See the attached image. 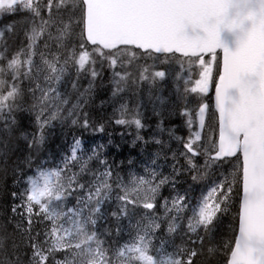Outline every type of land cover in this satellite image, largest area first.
Segmentation results:
<instances>
[{
  "label": "snow or ice",
  "instance_id": "snow-or-ice-1",
  "mask_svg": "<svg viewBox=\"0 0 264 264\" xmlns=\"http://www.w3.org/2000/svg\"><path fill=\"white\" fill-rule=\"evenodd\" d=\"M45 10L47 19L42 15ZM18 11L30 13L31 29L25 33L28 49H33L45 33L60 48L67 46L66 41H74L63 60V65H77V79L71 80L73 90L79 87L80 72L86 65H94L95 57L107 59L111 66H115V53L126 54L131 63L137 55L132 49H138L149 56L153 53H178L190 60L195 58L201 71L194 80V86L185 91L207 94L213 84L217 55L222 53L214 82L215 113L211 117L218 121V139L201 152L194 147L196 141L201 140V133L195 132V139H190L183 147L192 157L205 155V168L228 163L233 157L239 167L233 170L231 180L225 176L214 183L196 205L182 202L183 198L173 201L172 208L178 214L191 212V215L181 243H173L171 251L163 250L164 241L160 248H153L151 233L160 225L150 221L137 232L132 243H126L111 255V249L105 246L96 230L101 206L110 200L112 192L109 181L113 171L107 161L100 159V154L93 150L88 160L96 158L105 168L94 174V180L87 188L79 183L76 173L63 176L64 169H38L35 176L28 177L22 203L11 208L13 216L0 222V264H197L200 257L207 255L211 258L221 252L226 253L224 264H264V0H0V16ZM64 12L68 15L67 22L63 18ZM8 27L11 30V25ZM52 27L56 28L55 36L49 31ZM3 37L4 32L0 31V39ZM87 45L92 46L90 51ZM22 52L23 49L7 64L13 83L6 93L0 89V120H5V111L11 113L18 107L16 102L23 96L19 86L23 75L34 84L28 91L34 96L36 92L40 93L36 97L40 106L39 122L47 102L60 98L58 88L64 82L67 69L63 65L57 67L59 54H54L52 60L41 54L42 64L47 69L43 76L46 85L42 86L40 76L45 67L34 65L32 56L35 52L21 61L19 56ZM205 55L211 59H204ZM0 58H3L2 53ZM24 66H27L26 70L21 73ZM3 71L0 68V72ZM91 75H97L94 69ZM116 75L120 77L116 81L119 86L126 82L129 74L121 76L117 72ZM164 75L162 71L155 73L157 77ZM5 83L0 80V86ZM62 103H67V100ZM78 106L73 105V109ZM208 113L209 105L200 103L197 115L201 129L205 127ZM56 114L52 113L51 119ZM48 122L45 119L41 128ZM116 123L129 121L118 119ZM131 123L137 128L143 127L139 119ZM188 123L191 125L192 120L189 119ZM11 124H15L14 118H11ZM87 125L85 120L84 126ZM4 128L10 130L6 120ZM43 139L41 134L34 143H42ZM79 144L76 141L73 148V161L77 160ZM3 148L6 149L7 145L4 144ZM6 162L7 151L0 149V163ZM189 164L193 169L197 168L191 159ZM87 170L85 161L81 172ZM237 179L242 193L237 213V234L234 239L217 243L216 235L223 216L233 203V181ZM117 187H120L119 183ZM158 187L140 178L131 191L125 189L118 199L135 205L143 192L145 202L142 206L151 210L155 205L148 201L155 199ZM79 191H86V196H77L76 205L65 210L68 198ZM133 195L135 199L130 198ZM12 196L15 198L17 193L13 192ZM122 211L126 213V208ZM16 215L22 219L17 221ZM172 219L175 221L176 217ZM44 221H48L51 227L42 234L35 230V226ZM65 223L71 226L65 227ZM177 228L176 223H170L169 234L175 233ZM17 236L21 237L19 242ZM58 253H62L61 258L57 257Z\"/></svg>",
  "mask_w": 264,
  "mask_h": 264
},
{
  "label": "trees",
  "instance_id": "trees-1",
  "mask_svg": "<svg viewBox=\"0 0 264 264\" xmlns=\"http://www.w3.org/2000/svg\"><path fill=\"white\" fill-rule=\"evenodd\" d=\"M63 18L67 22L68 16H66V12L63 13ZM29 19L30 16L24 12L0 16V31L4 32V37L0 39V53L3 56H10L18 52L22 37L31 28ZM9 25H11V30H9ZM68 42L71 44L74 43L72 41ZM95 60L96 62L92 66L95 69H99V71L96 75L94 85L86 93L83 107L77 114L75 120L77 122L69 126L63 134L54 133L45 145V148L36 151V153L33 152L31 147L27 146L25 140L21 137L23 132H31L26 115H22V111L28 100L27 93L23 91L22 98L17 100L18 107L12 111L15 124H10V130H0V149L7 151V162L0 163V208L2 207L0 210V222L13 216L11 208L16 204L22 203L21 197L24 195L23 187L25 177L30 174H37L38 169L42 170L43 167L53 165L58 169H64L63 176H71L73 173H76L78 174L79 183L84 184L87 188L93 182L94 174H98V171L102 172L105 168L96 158L88 160L92 156L93 150H96L100 154V159L106 160L108 166L111 167L113 171L111 182L116 178L127 177L128 172L126 170L131 167L130 165L133 168L132 172H137L135 166L137 162L134 161L137 156L154 150L160 151V148L157 147L158 144L144 141L146 137L145 127L137 128L131 121H129V124L116 123L119 119L115 111L118 108L116 105L117 102L109 98L108 94L110 92L109 88L112 86L111 84L113 82L116 83L117 80L112 78V71L110 70L107 59H102L97 56ZM87 67L88 65H86V70L88 69ZM113 68L123 69L124 67L113 66ZM130 78H132V75L129 76ZM125 90H127L129 95L127 98L132 102L135 97V101L132 104V108H128L124 114L134 112V108L137 107L136 104L138 105L136 99L142 101L148 95L152 97L154 95L152 94L154 92L152 90L151 93L144 97V93L141 92V89L135 83H131L130 86L128 85ZM139 107L141 111H138L132 116V121L139 119L142 125L151 126L152 123L149 122V112L151 110L145 108V106L139 105ZM147 112L148 115L146 114ZM85 120L88 121L87 127L84 126ZM101 128L102 130H100ZM76 141H79L80 144L76 151L77 160L73 161L71 160V156ZM4 144L7 145L6 149L3 148ZM45 154H48V157ZM196 158L198 159L199 156ZM85 161L87 162L88 170L81 172V165ZM66 163L67 167H65ZM194 163L197 165V170L199 167L201 168V174L203 175L205 172L204 163L202 167L200 166V160ZM164 168L165 172L168 171L166 166ZM181 172L184 173L180 174ZM176 174L175 182L168 181L173 176L171 173L168 176L159 178L157 181L158 183L161 180L165 182L161 183V188L157 191L158 196L152 202L155 205L154 209L149 210L138 204H128L126 218L124 219L122 216L113 215L114 212L112 211L111 204H106L105 211L101 206V214L97 220L96 230L99 238L105 241V246L111 249L110 255L121 247L122 243L127 241L125 237L129 229V222L132 219L138 220L144 214L154 217L156 223L160 225L151 234L154 248H160L161 242L164 241L163 250L171 251L173 243H181V236L187 231L188 216L191 215V212L171 213L169 218L164 219L165 214H161L162 201L175 196L183 198L182 202L196 205L201 200L202 195L201 186L199 189L198 186L203 184L205 179H200L199 173L193 171L191 168H181L180 172H176ZM176 191L178 195L175 194ZM13 192L17 193L15 198L12 196ZM80 192L82 196H86V191ZM239 200L240 183L237 180V183L234 185L233 203L229 212L223 216L222 223L216 235L217 243H223L230 238L234 239L238 225L237 213L239 211ZM173 217H176L175 221H178L176 223L178 228L175 233L169 234L168 227L170 223L174 222ZM127 218H129V221H127ZM15 219L19 221L22 217L16 215ZM33 219L37 220L38 218L33 217ZM50 227L49 222L44 221L43 223L36 224L35 230L43 234ZM9 231H11V226L9 227ZM16 239L19 242L21 237L17 236ZM41 239H43V235H41ZM57 257L61 258L62 253H58ZM225 259L226 253L221 252L211 258H208L207 255L202 256L198 259L197 264H224Z\"/></svg>",
  "mask_w": 264,
  "mask_h": 264
},
{
  "label": "rangeland",
  "instance_id": "rangeland-1",
  "mask_svg": "<svg viewBox=\"0 0 264 264\" xmlns=\"http://www.w3.org/2000/svg\"><path fill=\"white\" fill-rule=\"evenodd\" d=\"M23 12L30 16V13L26 11H18L13 14ZM42 15H44L45 19H47L48 14L46 10L42 13ZM66 16H68L67 12ZM36 23L38 25L39 20H37ZM49 31L53 34V36L56 35L55 27L50 28ZM21 43L19 45L18 52L10 56H3V58H0V68L4 69L3 72H0V80L6 82L3 86H0V89H2L4 93L9 90L11 84L13 83L11 71L7 69L8 61L11 60L13 56L21 53L22 49L23 52L19 56V59L21 61L26 60L29 53L35 52V55L32 56L34 65L45 67V72L41 73L40 76V83L42 84V86H45L46 82L44 81L43 76L47 74V69L46 66L42 64L41 54H43L44 58L48 60H52L54 54H59L60 63L57 64V67L59 68L63 65L64 57L68 55L73 45L70 42L66 41L65 43L67 46L64 48H60L58 47L55 40L49 38L47 33H45L36 42V45L33 49H28L27 45L29 41L26 35L22 37ZM45 44H47V47H45ZM87 49L89 51L91 50L88 45ZM135 52L137 54L136 58L133 59L131 63L128 62L129 57L126 54H123L122 52H117L115 54L117 64L114 67L122 66L124 67L123 69L113 68V66L110 65V61L108 60L110 70L112 71V78L114 80L120 79V77L116 75L117 72H119L121 76L129 74L127 76L126 82H122L119 86L115 82H113L111 84L112 86L110 88L108 87L110 91L108 95L109 98L117 102L116 105L118 106V108H116L115 111L117 112L116 115L119 119H127L126 121H132V116L138 111H141L139 105L145 106V108H149L151 110L149 112V122H151L152 125H143V127H145L146 129V137L144 141L147 143L158 144L157 147L160 148V151L154 150L152 152H147L144 153L142 157L137 158V163H135L137 172H131L127 176V178L120 177V179H114L113 182L109 181L112 184V192L110 194L111 198L110 200L103 203V210H106V204H111L112 211L114 213H117V215L122 216L124 219L126 218V213L125 211H122V209L127 208L128 204H125L124 201L119 200L118 197L124 194L125 189L131 191V189L136 186L140 178L151 181L152 186L159 185L158 189H160L161 183L157 182L159 178L168 176V174L171 173L173 174V176L169 178L168 181L175 182L177 177L176 172H180L181 168H191L193 171L199 173L200 179H205L203 181V184L198 186V189L201 186L200 189H202L201 192L204 195L214 183L218 182L223 177L227 176L231 180V174L233 173V170L239 167L236 159L233 161H229L227 164L224 163L222 165H213L210 168L204 167L205 172L202 175L201 168L199 167L198 170L196 168L193 169L189 164V159H191L193 162L200 160V166L202 167L206 156L201 154L197 159L196 157H192L190 153H187V150L183 147L184 143H187L190 139H195L194 133L197 132L196 113L198 111L200 103H207L209 105V113L206 118L205 127L200 132L201 140L196 141L194 147L203 152L205 148L210 147L213 141L217 140V120L211 118L214 114L211 101L212 92L214 88V82L217 78L215 74L218 72L219 67L217 60L213 68L212 86H210L207 94L197 95L186 92L185 89L194 86V80L198 78V73L201 71L198 62H196L195 60L187 61L176 58H162L154 55L149 56L143 55L137 51ZM210 59L211 57L206 60ZM63 66L67 69V75L64 78V82H62L58 88L61 96L59 99L47 102L45 111L40 116L39 122L37 120V116L40 114V106L36 97H38L40 93L36 92L34 96L31 92H29V86L34 87V84L31 81L24 79L23 75H21L19 86L22 91H25L27 93L28 99L27 103L25 104V108L22 111V115H26V118L28 120V123L31 125L32 130L31 132H23L21 134V137L23 140H25L27 146L32 148L34 153H36V151L40 149L45 148L44 142L48 138L49 132L60 131L67 127L66 125L71 126L73 124V121L77 118V114L83 107L86 93L90 91L96 81V76L92 77L91 71L93 69L96 71V73H98L99 71V69H95L92 65H88V69L86 70L85 66V69L82 70L79 74V87L77 90H73L71 88V80L77 79V65L68 64ZM26 67L27 66L21 68V73L26 70ZM158 71L164 72V77L155 76V73ZM130 75H132V78L129 79ZM189 81H192V83H189ZM131 83H135L138 88L141 89V92L144 93V97L145 95L151 93L152 90L154 91L152 93L154 95L153 97L151 95H148L142 101L136 99V103H138V105L136 104L137 107L134 108V112L130 114H124L128 108H132V104H134L135 101V97L133 98L132 102L129 98H127L129 97V95L127 90H125L126 87L128 85L130 86ZM89 85H91V87H89ZM51 86L55 87L56 85L52 84ZM117 87L120 88L119 91H117ZM85 89H87L88 91L85 92ZM81 93H84V95L82 96ZM52 95H54V93ZM65 99L67 100V103H62V101ZM77 104L79 106L73 109V105ZM52 113H57L54 119H51ZM146 114L148 115V112ZM11 118H13L12 112L8 113L7 111H5V120L9 124H11ZM45 119H48L49 122L44 125L43 128H41V123H43ZM189 119L192 120L191 125H189L188 123ZM5 120H0V130L5 129ZM157 123L159 124L156 127ZM41 134L44 137L43 142L34 143V141H38ZM45 155L48 157V154ZM164 166L168 168V171L165 172ZM55 169L58 168L53 165L42 168V170ZM182 173L184 172H181L180 174ZM30 176L35 175H28L24 179L23 194H25L26 189L28 188L27 180ZM237 180L233 181L234 185L237 183ZM64 182L67 183L66 180ZM117 183H119L120 187H117ZM175 194L178 195V192L176 191ZM80 195L82 196L81 192L79 191L70 196L66 202L65 210L69 207H74L76 205V198ZM143 196L144 194L143 192H141L140 199H138L136 203L141 207H143L142 205L145 202ZM157 196L158 194L156 192L155 199L157 198ZM130 198L135 199V196L133 195ZM178 198L179 197L173 196L171 199L162 201L161 214H165L164 219L169 218L171 213L178 214L175 209L172 208L173 201L177 200ZM154 200L148 202H153ZM166 209H171V211H168ZM127 221H129V218H127ZM150 221H154L156 223L154 217L148 216L147 214L142 215L138 220L132 219L129 222V229L125 237L127 241H125V243H122V246L126 243H132L137 236V232L142 231ZM177 222L178 221H174L173 223ZM70 226L71 225L65 223V227ZM153 254H156L158 256L160 255L159 253L155 252Z\"/></svg>",
  "mask_w": 264,
  "mask_h": 264
},
{
  "label": "bare ground",
  "instance_id": "bare-ground-1",
  "mask_svg": "<svg viewBox=\"0 0 264 264\" xmlns=\"http://www.w3.org/2000/svg\"><path fill=\"white\" fill-rule=\"evenodd\" d=\"M29 126H30V131H32L31 130V125L29 124ZM67 127H65L64 129H62V130H60V131H56V132H49V135H48V138L45 140V142H44V145H46L47 143H48V141L50 140V138H51V136L54 134V133H61V134H63L65 131H66V129L69 127L68 125H66ZM142 153H143V151H142ZM143 155H139V156H137L136 158H135V162H136V160H137V158H139V157H142ZM131 167H129V168H127V172H128V174H127V176L133 171V168H132V165H130ZM124 178H127V177H124ZM3 202V201H2ZM1 204V203H0ZM4 204V203H3ZM2 208V207H1ZM1 208H0V210H1ZM3 215V214H2ZM7 216V215H6ZM5 216V217H6ZM8 219V218H7Z\"/></svg>",
  "mask_w": 264,
  "mask_h": 264
},
{
  "label": "water",
  "instance_id": "water-1",
  "mask_svg": "<svg viewBox=\"0 0 264 264\" xmlns=\"http://www.w3.org/2000/svg\"><path fill=\"white\" fill-rule=\"evenodd\" d=\"M105 51H107V50H105ZM159 55H163V54H159ZM177 55H180V54L177 53ZM180 56H182V55H180ZM221 60H222V53H221ZM214 102H215V89H214V95H213V108H214V110H215ZM197 122H198V130H199V131H202V129H201L200 126H199V119H198V116H197ZM218 127H219V126H218ZM233 158H234V157H233ZM241 194H242V193H241Z\"/></svg>",
  "mask_w": 264,
  "mask_h": 264
}]
</instances>
